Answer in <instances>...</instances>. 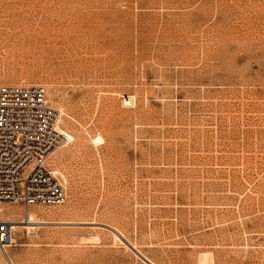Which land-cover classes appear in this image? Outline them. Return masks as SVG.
<instances>
[{"label": "rangeland", "instance_id": "obj_1", "mask_svg": "<svg viewBox=\"0 0 264 264\" xmlns=\"http://www.w3.org/2000/svg\"><path fill=\"white\" fill-rule=\"evenodd\" d=\"M0 85L73 137L13 264H262L264 0H0Z\"/></svg>", "mask_w": 264, "mask_h": 264}, {"label": "built area", "instance_id": "obj_2", "mask_svg": "<svg viewBox=\"0 0 264 264\" xmlns=\"http://www.w3.org/2000/svg\"><path fill=\"white\" fill-rule=\"evenodd\" d=\"M58 118L44 86L0 85V204L21 205L26 215L30 207L64 204V187L49 167L52 154L65 145ZM11 234L10 224L0 221L4 253Z\"/></svg>", "mask_w": 264, "mask_h": 264}, {"label": "bare ground", "instance_id": "obj_3", "mask_svg": "<svg viewBox=\"0 0 264 264\" xmlns=\"http://www.w3.org/2000/svg\"><path fill=\"white\" fill-rule=\"evenodd\" d=\"M133 100H134V99H133ZM57 121H58V120H57ZM57 123H58V122H57ZM58 129H59V131H61V128H60L59 126H58ZM61 133H62V132H61ZM62 134H63V136H64L65 144H66L67 142L73 140V137H72L70 134L66 133L65 131H64ZM94 141H95V142H101V141H102L101 136H97V137L95 138ZM0 212H2V209H0ZM29 219H30L31 221H25L26 223H25V225H24V228L27 230L28 234H34L35 230L37 229V226H35V225H36V224H40V221L38 222V221H34V220H32V219H33L32 216H30ZM9 224H10V226L12 227V234H11V241H10V243H11L10 247H11V246L17 244L16 241H15V239H14V236H13V229H14L15 226H16V227H21V225H19V224H22V223H16V224H13V223L9 222ZM42 224H43V223H42ZM117 238H118V237H117ZM117 238H116V239H117ZM1 253H2L3 259H4V261L6 262V264H10V262H12V261L10 260L8 254H7V255H4V254H6L7 252L4 253V252L1 250ZM206 256H207V254H206V255H205V254H202V255H201V258H200L201 264H202V263L204 264L205 259H206ZM199 257H200V256H199ZM146 260H147L150 264H153V263H151L148 259H146Z\"/></svg>", "mask_w": 264, "mask_h": 264}]
</instances>
